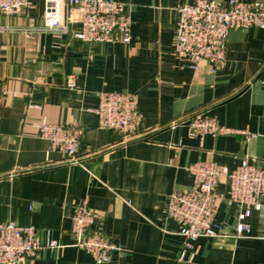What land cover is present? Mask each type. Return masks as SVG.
<instances>
[{"label":"crops","instance_id":"1","mask_svg":"<svg viewBox=\"0 0 264 264\" xmlns=\"http://www.w3.org/2000/svg\"><path fill=\"white\" fill-rule=\"evenodd\" d=\"M33 1L20 15L0 17V25L16 29L0 33V223L33 226L43 243L58 240L63 248L20 264H98L71 236L72 216L84 201L94 228L119 248L105 264H264V197L247 220L251 232L238 237L240 209L226 177L245 156L264 164V29L231 30L226 60L210 73L208 63L193 70L175 54L178 8L195 0H117L132 20L128 45L37 32L45 4ZM113 91L139 99L141 127L127 142L101 129L89 111L99 106V93ZM198 113L259 137H190L187 121ZM44 120L80 129L83 166L48 152L39 136ZM199 162L216 163L224 174L217 236L185 249L167 201L193 187L189 168Z\"/></svg>","mask_w":264,"mask_h":264},{"label":"built area","instance_id":"2","mask_svg":"<svg viewBox=\"0 0 264 264\" xmlns=\"http://www.w3.org/2000/svg\"><path fill=\"white\" fill-rule=\"evenodd\" d=\"M33 0H0V17L20 15L33 7ZM43 25L35 31L68 36L88 45L130 44L132 20L127 6L117 0H44ZM264 29V4L238 0H195L178 8L175 31V54L189 59L197 70L202 62L208 63L215 73L226 60L231 30ZM16 31L0 25V33ZM264 85V75L260 79ZM75 88L74 82L68 83ZM2 87L0 86V93ZM99 106L89 110L98 118L103 130L118 132L124 141L134 139L140 130L142 115L138 96L128 92H101ZM190 137L207 135H239L250 142L258 134L233 130L219 125L216 118L198 113L187 121ZM40 138L49 143V153H59L72 165H81L78 154L81 131L78 127L51 124L46 120L39 129ZM194 185L187 191H173L168 196L166 215L180 225L185 249L203 237L217 236V184L224 176L221 167L213 162H199L189 168ZM229 195L240 211L236 235L251 232L247 220L252 208L264 197V164L257 166L245 156L241 164L226 175ZM95 216L86 201L75 209L71 219L74 247L86 251L98 264L108 263L119 248L94 228ZM58 240L43 243L33 226L21 227L15 222L0 223V264H20L34 259L44 249H61Z\"/></svg>","mask_w":264,"mask_h":264}]
</instances>
